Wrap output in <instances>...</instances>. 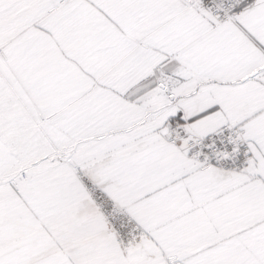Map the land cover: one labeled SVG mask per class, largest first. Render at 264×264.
I'll return each mask as SVG.
<instances>
[{
	"label": "snow or ice",
	"instance_id": "obj_1",
	"mask_svg": "<svg viewBox=\"0 0 264 264\" xmlns=\"http://www.w3.org/2000/svg\"><path fill=\"white\" fill-rule=\"evenodd\" d=\"M0 264H264V0H0Z\"/></svg>",
	"mask_w": 264,
	"mask_h": 264
}]
</instances>
